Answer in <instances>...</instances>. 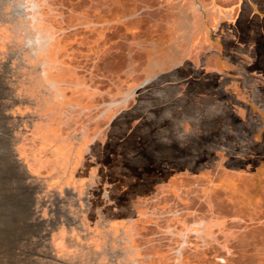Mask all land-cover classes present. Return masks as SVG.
Masks as SVG:
<instances>
[{
	"label": "rangeland",
	"instance_id": "374dc122",
	"mask_svg": "<svg viewBox=\"0 0 264 264\" xmlns=\"http://www.w3.org/2000/svg\"><path fill=\"white\" fill-rule=\"evenodd\" d=\"M224 1L0 0V264H264V0Z\"/></svg>",
	"mask_w": 264,
	"mask_h": 264
},
{
	"label": "crops",
	"instance_id": "0c3cea01",
	"mask_svg": "<svg viewBox=\"0 0 264 264\" xmlns=\"http://www.w3.org/2000/svg\"><path fill=\"white\" fill-rule=\"evenodd\" d=\"M227 2H230V1H228V0H227V1H224V5H225V6L229 4V3H227ZM257 4H258V5H256V6L258 7V9H259L260 11H262L261 8H260L261 5H260L259 3H257Z\"/></svg>",
	"mask_w": 264,
	"mask_h": 264
},
{
	"label": "trees",
	"instance_id": "16d2710c",
	"mask_svg": "<svg viewBox=\"0 0 264 264\" xmlns=\"http://www.w3.org/2000/svg\"><path fill=\"white\" fill-rule=\"evenodd\" d=\"M12 198H14V197H12ZM14 199H17V198H14ZM20 199H21L20 201L23 202V201L25 200V197L21 195V196H20ZM17 202H19V201H17ZM21 202H19V203H21ZM21 204H22V203H21Z\"/></svg>",
	"mask_w": 264,
	"mask_h": 264
}]
</instances>
